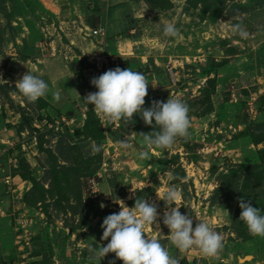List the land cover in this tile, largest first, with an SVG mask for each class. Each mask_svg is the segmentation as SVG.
<instances>
[{
  "label": "rangeland",
  "instance_id": "1",
  "mask_svg": "<svg viewBox=\"0 0 264 264\" xmlns=\"http://www.w3.org/2000/svg\"><path fill=\"white\" fill-rule=\"evenodd\" d=\"M143 1L153 12L147 23L150 31L167 39L162 27L172 19L173 4L168 0ZM57 3L58 0H0L1 104L8 103L15 110L21 107L16 102L22 100L18 97L11 106L13 96L19 93L6 82L16 69L10 60L14 44L22 45V38L30 30L42 31L49 39L61 36L65 44L70 42L66 34L74 28L64 26L61 30ZM84 3L86 10L95 4L93 0ZM179 8L186 14L180 18L183 25L194 28L205 23L203 33L192 29L194 35L190 38V50L202 54L204 60L192 62L189 58L174 74L161 60L163 75L154 71L153 80L148 81L144 107H150L154 100L181 99L189 107V135L178 138L171 150L153 148L148 160L137 158L143 150L141 134L155 128L136 115L128 124L120 122V128H114L116 122L108 124L106 133L94 118L88 127L82 126L81 114L72 129L58 132L42 126L37 140L34 130L20 137L14 145H19L18 150L25 144L23 151H17L15 157H10L14 150L6 152L0 158V264H99L95 252L108 243L96 236L103 234V219L121 210L116 203L119 200L132 208L137 198L158 206L159 232L154 223L153 229L146 226V235L158 238L179 264H209L207 258H199L205 256L198 249L181 253L171 245L169 229L162 222L165 202L158 197L163 196L169 184L181 192L180 212L191 215L193 228L199 220L208 222L223 238L219 254L245 264L243 259L251 254L253 246L244 244L250 233L239 220V201L242 198L264 209V159L260 155L264 150V0H187ZM237 23L249 33L248 38L233 33ZM197 44L206 51H197ZM23 100L32 110L40 105ZM28 112L34 120L39 115ZM5 119L6 112L1 110L0 124ZM124 133L128 141H133L134 150L120 149ZM107 143L110 145L105 146ZM95 146H102V151L95 153ZM105 147L119 153L117 170H103ZM23 157L27 163L21 165ZM31 173L37 184L28 181L19 188V182ZM6 175L11 177L4 178ZM170 175L174 178L169 179ZM257 182L262 184L257 186ZM101 204L105 207L101 208ZM22 215L32 220L33 234L30 243L24 241L21 249L16 243L15 227ZM92 223L95 226L91 229ZM217 259V264H229ZM113 260L123 264L114 253L107 254L100 264Z\"/></svg>",
  "mask_w": 264,
  "mask_h": 264
},
{
  "label": "crops",
  "instance_id": "2",
  "mask_svg": "<svg viewBox=\"0 0 264 264\" xmlns=\"http://www.w3.org/2000/svg\"><path fill=\"white\" fill-rule=\"evenodd\" d=\"M93 1L95 4L90 5L92 9L86 10L85 0H58L57 4L59 8L58 12H56L58 19L61 23L66 22L67 25L65 27L69 28L70 26L74 28V31H68L66 34L69 36L70 42L66 44L60 43L62 51L59 53L60 55L52 54L48 41L50 40L49 36L47 34L43 35L42 31L30 30V34L22 38V45L14 44L15 52L10 54V60L11 65L16 69L12 73V77H9V80H6V82H10L15 86L17 80L22 78L24 74L31 72L48 82L50 91L42 98L47 102L46 106L43 108L36 107L37 109L34 108V110L30 106L25 105L26 102L21 98L20 94L13 96V100L16 97L22 99L21 101L15 100L19 102L17 105L21 104L18 110L10 108L8 103L1 104L0 102V112L1 110H5L6 112L5 122L0 124V158L4 153H9L13 150L14 152H12L10 157H15L18 153L17 151H19V149L17 150L19 145H14L15 142L32 131V128L28 124H23L24 108H27V111H33L32 115L35 117V112L39 114L33 121V128H35L34 123H38L39 125L44 124L45 119L57 118L63 115H70V117H74L76 120L79 119V115L82 114L81 109L84 107L83 98L90 93L88 81L91 79L87 78L90 69L86 55L95 51V42L97 41L95 38L85 37L81 32V28H104L106 31L104 41L107 52L122 60L121 69L129 67L133 71H139L144 74L147 81L153 80L152 75L155 74L154 71L157 72L156 74L163 75V70L160 68L161 60L166 61V65L171 67L170 71L173 74L176 73L175 70L179 66L188 63L187 60L189 58L192 62L198 60V58L201 62L204 60L202 54L197 55L190 50L192 49L190 38L194 35L192 29H194V32L199 31L203 33L205 23L191 28L188 25H183L180 21V18L186 14L181 12L179 7L187 0H170L173 4L172 11H170L172 19L169 18L168 21L174 23L179 29V36L167 39H163L159 34H152L150 31L151 26L147 23L153 12L145 1ZM102 6L105 9L99 10V7ZM92 14L96 15V17H93ZM74 22L75 25L72 24ZM45 36H47L46 41L43 40ZM98 39L101 40L100 37ZM197 47V51L205 50L202 45L197 44ZM129 64L132 65L129 66ZM57 91L60 93L59 101L54 99V93ZM63 105L65 108L69 106L73 108L67 112ZM85 122L86 120H82V126ZM70 128L72 129V126ZM24 147L25 144L22 145V149ZM11 161H13L12 158ZM8 177L11 176L6 175L4 178ZM19 183L21 186L19 188H22V186L24 187V185L28 184V180ZM29 189L30 187H27V190ZM17 190L15 189L14 192H17ZM105 196L109 200V195ZM92 224L91 229L95 226V223ZM96 236L97 238H101L102 235L96 234ZM244 244L245 246L246 244H252L253 246V249L250 251L251 254L246 255L243 259H246L245 264H264V237L255 236ZM199 258H207L209 264H217V258H220L221 262H229V264L239 263L238 260L234 262L231 261L230 257L225 258L220 254L216 257L201 256ZM248 258H251V260L248 261Z\"/></svg>",
  "mask_w": 264,
  "mask_h": 264
},
{
  "label": "clouds",
  "instance_id": "3",
  "mask_svg": "<svg viewBox=\"0 0 264 264\" xmlns=\"http://www.w3.org/2000/svg\"><path fill=\"white\" fill-rule=\"evenodd\" d=\"M232 31L243 39L249 37V33L239 23L233 25ZM162 35L165 38H177L179 29L174 23H165ZM90 83L97 91L89 93L83 98V102L87 106H94L92 111L99 120L105 124L115 122L128 124L136 115L146 125L154 126L155 131L141 134L143 150L137 153L138 159H150L153 148L171 150L178 138H186L189 135L191 127L189 107L181 99L168 98L167 102L154 100L150 107H144L149 82L141 72L133 71L129 67L126 69L116 67L93 77ZM15 89L27 102L32 103L45 97L50 91V85L40 76L28 72L16 81ZM54 99L60 100L59 91L54 93ZM119 147L122 151L134 150L127 138L120 140ZM93 151L101 152L102 146H95ZM173 178L169 176V179ZM158 197L165 202L162 222L169 229L170 243L178 252L183 253L196 248L205 257L218 256L224 247L221 234L202 220L193 228L191 215L180 212L181 192L175 185L169 184L163 196ZM116 203L120 205L121 210L106 216L101 224L103 229L101 240L108 243L106 246H100L95 252L99 264L109 253H114L115 259L123 261V264H179V260L169 254L168 249L158 238L146 235V226L152 227L154 223L159 232L158 206L155 203L140 198L136 199L132 208L125 206L121 200ZM100 207L103 208L105 205L101 204ZM239 207L242 209L239 220L246 224L248 232L252 236L264 237L262 210L253 207L242 198ZM109 264H115V260Z\"/></svg>",
  "mask_w": 264,
  "mask_h": 264
},
{
  "label": "built area",
  "instance_id": "4",
  "mask_svg": "<svg viewBox=\"0 0 264 264\" xmlns=\"http://www.w3.org/2000/svg\"><path fill=\"white\" fill-rule=\"evenodd\" d=\"M73 25H75V22L72 23ZM66 22L65 23H61V30L63 31L64 26H66ZM81 32L84 34L85 37L88 38H95V40H97L95 42V51L91 52V54L86 55L87 58V63L89 65V69H90V73L87 76V78L92 79L93 77H98L101 74H103L104 72H106L109 69H115L116 67L121 68L122 65V60L115 56V55H111L107 52L106 50V43L104 41L105 39V35H106V31L104 28H89V27H84L81 28ZM98 37H100L101 40L98 39ZM62 42V37L60 36V38L57 39H50L49 44L51 46V51L52 54H59L61 53V49H60V43ZM91 81V80H90ZM89 82V92L93 93L95 91H97V89H95L94 86L91 85V83ZM94 106H84L81 111H82V117L83 120H87L88 118V112L90 110H93ZM101 121V120H100ZM76 119L74 117H70V116H66L63 115L61 117H57V118H53V119H45L44 124H38L35 123V127L37 128L38 131H43V127H46L48 130H55V131H60V132H64V130L66 128H70L71 126L75 125ZM107 125L105 124V122L101 121V126L104 130V132L106 133L107 130ZM114 128H120V122H116L115 127ZM35 139L37 140V135L38 132H35ZM128 134H123V139H128ZM130 143H132L133 145V141L129 140ZM111 143V142H110ZM110 143L105 144V146L110 145ZM104 162H103V170L108 171L110 169H114L117 170L118 167V163L117 160L119 158V153H115L110 152L108 148H104ZM113 166V167H111ZM110 167V169H109ZM24 216L22 215L21 218L17 221V225H16V242L19 245V247L22 249L23 243L24 241L26 242V244L28 245L31 240L33 231L31 229L32 226V220L30 219H25L23 218Z\"/></svg>",
  "mask_w": 264,
  "mask_h": 264
},
{
  "label": "trees",
  "instance_id": "5",
  "mask_svg": "<svg viewBox=\"0 0 264 264\" xmlns=\"http://www.w3.org/2000/svg\"><path fill=\"white\" fill-rule=\"evenodd\" d=\"M169 2H170V0H168ZM171 3V2H170ZM172 4V3H171ZM226 61H223L222 63L224 64ZM9 97V96H8ZM35 103H40V105L38 106V108H43V107H45L46 106V101L44 100V99H42V98H39L37 101H35V102H33V104L35 105ZM11 106H13L14 107V104H15V102H14V100L12 99L11 100ZM27 112V113H26ZM23 124H28L31 128H32V130H34V131H38L36 128H34L33 129V121H34V119H33V117H31L30 115H29V112L27 111V109H23ZM52 118V117H51ZM93 118L94 119H96V121H97V123L101 126V121L96 117V115H95V113L92 111V110H90L89 112H88V118H87V120H86V122H85V124H84V126L85 127H88L89 126V124H90V122H91V120H93ZM53 119V118H52ZM101 128V127H100ZM102 130V129H101ZM262 141H264V138L261 140V142ZM21 147L19 148V150L21 151ZM22 151H23V149H22ZM260 155L263 157V159H264V150H260ZM262 159V160H263ZM20 162H21V165H23V164H25V163H27V159L26 158H22L21 160H20ZM241 167L242 168H246L247 166L246 165H241ZM248 168H254L253 166H248ZM24 180H28V181H31V182H33L34 183V186L37 184V179H36V177L33 175V173H31V174H28V175H26L25 176V178H24ZM260 184H262L261 182H257L256 183V185L258 186H260ZM262 215H264V209H263V211H262V213H261ZM255 236H252L251 234L248 236V240L249 239H252V238H254Z\"/></svg>",
  "mask_w": 264,
  "mask_h": 264
}]
</instances>
